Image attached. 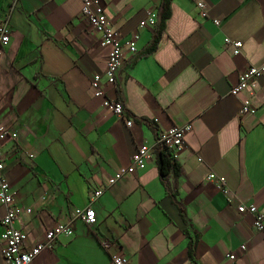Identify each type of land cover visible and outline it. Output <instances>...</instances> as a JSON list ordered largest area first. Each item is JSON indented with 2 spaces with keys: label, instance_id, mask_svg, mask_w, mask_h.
I'll return each mask as SVG.
<instances>
[{
  "label": "crops",
  "instance_id": "obj_1",
  "mask_svg": "<svg viewBox=\"0 0 264 264\" xmlns=\"http://www.w3.org/2000/svg\"><path fill=\"white\" fill-rule=\"evenodd\" d=\"M158 2L104 0L120 41L137 35L104 88L132 118L126 127L91 95L88 80L101 72L107 47L80 17L79 0H0L9 29L0 53V128L16 132L0 151L20 208L13 226L28 247L72 207L88 205L95 218L72 220L71 234H57L29 264H110L114 252L126 264H264L251 215L235 210L252 204L264 225V73L247 89L252 114L238 115L241 94L228 91L245 65L264 56V0H169L155 48L140 55L153 25L136 24ZM224 37L240 41L238 53ZM185 123L175 172L160 176L152 147L141 169L107 184L138 144ZM209 171L224 177L228 201L203 180ZM92 189L100 193L88 201Z\"/></svg>",
  "mask_w": 264,
  "mask_h": 264
},
{
  "label": "built area",
  "instance_id": "obj_2",
  "mask_svg": "<svg viewBox=\"0 0 264 264\" xmlns=\"http://www.w3.org/2000/svg\"><path fill=\"white\" fill-rule=\"evenodd\" d=\"M79 15L84 22L89 26L91 32L96 34L97 42L100 46L107 47L103 68L100 73H92L88 86L91 95L99 98V104L102 108L111 112L116 118L120 119L124 126L128 127L131 124L132 118L124 113L122 104L109 98L105 95L104 88L113 84L115 74L121 64L123 49L128 52H134V42L137 38L136 32H132L129 36L120 41L119 33L107 21L104 13V0H79ZM200 14L203 15V6L201 2L196 3ZM7 12L0 13V53L6 45L9 35L7 26ZM155 20V13L147 10L143 18L137 24L136 29L143 26H152ZM223 44L230 47L231 54H236L240 48L239 40H232L227 37L223 38ZM264 73V56L261 57L257 64H247L241 69L237 75L235 82L229 87L231 94H241L239 98V106L237 114H252L254 107L250 101V94L247 89L249 84L259 75ZM102 76V79H101ZM189 129V123L181 125H170L167 128L157 130L156 136L151 145L140 143L136 146L133 153L128 158V163L125 166L117 168V170L107 178V184L112 183L123 173H131L133 170L141 169L144 163L151 158L152 147L166 148L171 157L174 159L176 154L184 147L183 134ZM16 132L12 128H0V142L2 140H14ZM3 156L0 151V254L3 264H29L34 256L42 249L50 248V241L57 235H70L71 222L74 219L81 221L86 225L94 223V215L88 205L82 207H72L64 221L56 222L52 226L43 230L40 240L34 242L28 247H24L22 240L23 232L19 228L13 226V220L20 213V208L11 202L8 185L2 174ZM203 180L210 182L216 190H218L228 201L230 192L222 175L215 174L211 171L207 172ZM99 189H92L88 194V201L93 200L99 195ZM235 210L238 213H248L251 215V226L258 231L264 242V225L262 224V215L256 210L252 204L235 205ZM99 246L102 249L108 247V241L100 239ZM239 249H243L240 244ZM228 259L233 258V254H227ZM110 264H126V257L120 252L109 254Z\"/></svg>",
  "mask_w": 264,
  "mask_h": 264
},
{
  "label": "trees",
  "instance_id": "obj_3",
  "mask_svg": "<svg viewBox=\"0 0 264 264\" xmlns=\"http://www.w3.org/2000/svg\"><path fill=\"white\" fill-rule=\"evenodd\" d=\"M168 2L169 0H159L155 10V20L152 26V39L148 43L147 47L140 53V55H146L155 48V44L163 28V22L168 16ZM155 149L158 164V173L160 174V176H163L169 169L175 172V163L169 151L166 148L159 146H156ZM192 243L193 242L191 241L188 242V253H191Z\"/></svg>",
  "mask_w": 264,
  "mask_h": 264
}]
</instances>
